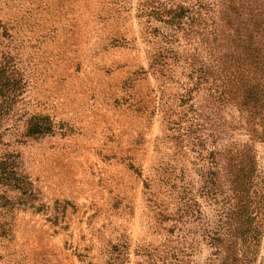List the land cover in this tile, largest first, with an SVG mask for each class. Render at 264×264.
I'll use <instances>...</instances> for the list:
<instances>
[{"label":"rangeland","instance_id":"1","mask_svg":"<svg viewBox=\"0 0 264 264\" xmlns=\"http://www.w3.org/2000/svg\"><path fill=\"white\" fill-rule=\"evenodd\" d=\"M262 27L264 0H0V264H264Z\"/></svg>","mask_w":264,"mask_h":264},{"label":"trees","instance_id":"2","mask_svg":"<svg viewBox=\"0 0 264 264\" xmlns=\"http://www.w3.org/2000/svg\"><path fill=\"white\" fill-rule=\"evenodd\" d=\"M246 30V29H245ZM264 31V27H262L261 31ZM253 34L252 30H247L245 33V42L246 46L243 48V41L240 40V51L235 52L231 51L230 53V61L228 64V71L231 73V76L234 77V80L236 81V84L242 83L243 79L237 78L235 75L238 73V71H245L249 72L255 69H261L262 66L259 59L255 58V43L252 41L251 36ZM237 38V37H236ZM263 41V40H262ZM235 49V48H234ZM261 50L263 51L262 45H261ZM242 54V55H240ZM254 93L251 91H245L244 96L242 97L243 104L245 105L246 103L249 104L250 106L252 105L254 99ZM48 122L44 125L45 128L39 127L36 123L28 122L24 126V137L25 138H33L39 135L46 134V132L49 130L48 129ZM41 129V130H39ZM7 164L5 162H0V167H3V169L0 171V176H5V171L8 169L6 166ZM26 178V176H25ZM4 200V202H3ZM5 199L3 197H0V208H3L5 205Z\"/></svg>","mask_w":264,"mask_h":264}]
</instances>
